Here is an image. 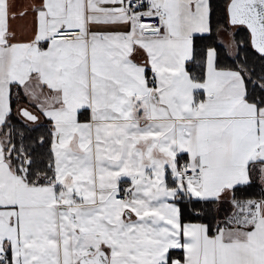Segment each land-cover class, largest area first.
Segmentation results:
<instances>
[{
    "label": "snow or ice",
    "instance_id": "obj_1",
    "mask_svg": "<svg viewBox=\"0 0 264 264\" xmlns=\"http://www.w3.org/2000/svg\"><path fill=\"white\" fill-rule=\"evenodd\" d=\"M0 264H264V0H0Z\"/></svg>",
    "mask_w": 264,
    "mask_h": 264
}]
</instances>
